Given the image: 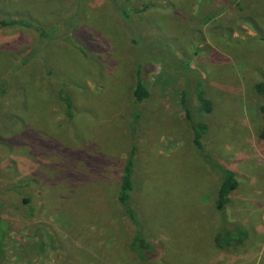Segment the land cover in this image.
<instances>
[{"label":"rangeland","instance_id":"1","mask_svg":"<svg viewBox=\"0 0 264 264\" xmlns=\"http://www.w3.org/2000/svg\"><path fill=\"white\" fill-rule=\"evenodd\" d=\"M4 2L0 17L23 14L54 32L39 49L32 29L0 27V264H264V143L252 91L264 78V0ZM140 63L149 95L133 104ZM195 80L211 105L199 117L204 151L234 171L229 212L249 230L230 250L211 241L215 180L179 103ZM133 126L131 197L153 247L143 261L110 197ZM86 200L98 203L78 209Z\"/></svg>","mask_w":264,"mask_h":264},{"label":"trees","instance_id":"2","mask_svg":"<svg viewBox=\"0 0 264 264\" xmlns=\"http://www.w3.org/2000/svg\"><path fill=\"white\" fill-rule=\"evenodd\" d=\"M5 0H0V5H5L7 3ZM171 2L173 0H168ZM117 12L121 15L122 18H126L127 15L125 11L121 9V7L116 4L113 5ZM0 6V11H1ZM23 27L32 29L37 36L36 48L43 46L44 42L48 41L54 32V27L49 26L48 28L39 26L30 21L25 15L19 14L15 18L14 17H0V27ZM138 37L135 35L131 38V42L133 46L138 45ZM137 39V40H136ZM26 60V59H24ZM142 68L143 65L140 63L137 65L134 72V84L131 86V99L133 104H138L143 99L147 98L149 95L147 83L142 79ZM47 72V71H46ZM200 81L192 82V90L182 88L179 91V103L181 105L184 118L190 123V130L192 134V145L198 149L200 155L196 154L198 159H201L204 164L207 166L206 168L209 170V173L213 176L215 180L216 190L213 198V211L215 214V210L217 212V218L215 220L214 225H219L212 233L211 241L213 245L219 249H234L235 247L242 246L244 242L248 238V230L244 227L242 222L238 220L236 217L232 216L229 212L230 205L232 202V198L230 197L232 192L237 186V180L235 178L234 171L228 166L224 165L219 160L212 158L207 155L204 151V146H206V141H204V134L207 132L208 128L204 122L199 118L200 115L209 112L210 110V101L204 95L202 89L198 88ZM187 92H186V91ZM252 91L254 95L259 98V105L257 106L258 111L262 115V121L257 131V137L262 143H264V78L263 81L256 82ZM7 92V82L0 78V99L4 97ZM57 98L61 101L63 106V113L65 114L66 120L72 119L73 115V106L71 100L64 93L62 88H59L56 91ZM137 110H133V112ZM195 114V115H194ZM132 117V112L130 114ZM192 116L195 119H192ZM65 120V121H66ZM20 123V121H19ZM133 127H129L128 131V139L131 141L129 145V149L124 158V161L119 170V176L116 181L115 190L112 192L110 197L114 199L117 207L119 208L122 215L125 219L132 225V233L129 234L128 241L126 246L128 249L138 258V260L143 261L145 255L153 252V247L148 240L147 236H144L146 233L142 232L141 227L143 224L141 223L136 207L132 202L131 193L134 190V181H133V173H134V130ZM70 181V179H69ZM62 184V183H61ZM27 185V184H25ZM60 185V184H59ZM14 189V188H13ZM180 192V191H179ZM22 203L27 205L28 215L34 210V206L31 203V198L29 196H22ZM93 204H97L98 202H92ZM91 203V204H92ZM91 204L89 201H85L84 203H80L78 209L82 207L90 208ZM76 208V207H75ZM74 209V208H73ZM215 209V210H214ZM42 231V229H41ZM48 237V236H46ZM1 238V237H0ZM43 242V241H42ZM53 247V245H50ZM1 248V247H0ZM146 259V258H145Z\"/></svg>","mask_w":264,"mask_h":264},{"label":"crops","instance_id":"3","mask_svg":"<svg viewBox=\"0 0 264 264\" xmlns=\"http://www.w3.org/2000/svg\"><path fill=\"white\" fill-rule=\"evenodd\" d=\"M263 177H264V174H263ZM234 190H235V189H234ZM232 194H233V192H232ZM232 194H231V196H230L231 198H232ZM232 202H233V200H232ZM231 215L234 216V217H236L233 213H232ZM236 218H237V217H236ZM237 219H238V218H237ZM238 220H239V219H238ZM240 221H241V220H240ZM241 222H242V221H241ZM242 224H243V222H242ZM243 225H244L245 228H247L245 224H243ZM247 230H248V228H247ZM248 232H249V230H248Z\"/></svg>","mask_w":264,"mask_h":264}]
</instances>
